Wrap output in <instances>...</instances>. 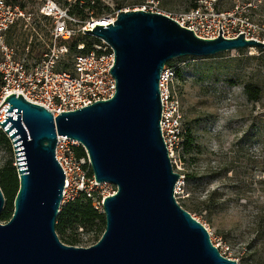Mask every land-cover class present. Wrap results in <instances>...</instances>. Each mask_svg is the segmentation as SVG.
Returning <instances> with one entry per match:
<instances>
[{
  "label": "water",
  "instance_id": "1",
  "mask_svg": "<svg viewBox=\"0 0 264 264\" xmlns=\"http://www.w3.org/2000/svg\"><path fill=\"white\" fill-rule=\"evenodd\" d=\"M84 33L115 53L113 98L57 117L21 94L5 99L6 113L15 111V119L5 115L0 126L15 148L19 190L11 219L0 221V264H240L222 255L207 227L176 199L181 176L161 133L159 82L164 67L178 58L264 49V41L245 33L225 38L221 24L218 38L203 39L165 14L145 10H123L113 23ZM57 135L79 141L96 181L117 187L103 202L105 232L88 248L66 245L56 232L65 188ZM5 202L0 186V214Z\"/></svg>",
  "mask_w": 264,
  "mask_h": 264
},
{
  "label": "rangeland",
  "instance_id": "2",
  "mask_svg": "<svg viewBox=\"0 0 264 264\" xmlns=\"http://www.w3.org/2000/svg\"><path fill=\"white\" fill-rule=\"evenodd\" d=\"M54 1L69 9L64 3L74 0ZM102 1L112 9L117 2H124V11L145 10L174 17L190 10L197 0ZM39 5L38 0H30L27 9L34 14V22L26 26L18 23L7 36L18 56L31 64L39 60L52 30V21L37 14ZM219 7L225 12L250 14L242 0L230 4L223 0ZM100 19L116 16L109 12ZM96 20L99 19H89L84 27L72 22L75 37ZM250 22L257 27L255 36L264 41V28L256 18ZM86 34L83 32L81 37ZM75 55L70 54L64 62L72 63ZM173 64L181 71V77L174 79V87L181 96L184 121L196 139L197 148L187 155L183 145L171 159L174 171L183 178L176 199L185 205L193 194L202 200L211 196L210 210L194 213L193 217L207 227L222 255L244 264L246 240L255 237L249 232L258 220L257 211L264 209V53L259 48H247L244 52L230 51L209 58H178ZM68 71L72 72V67ZM251 84L261 88L258 101L250 100L246 93ZM10 160L16 164L12 143L9 149L0 147V169ZM187 172L196 176L189 186L184 178ZM98 236L94 230L83 228L65 233V238L76 239L74 246L81 248L96 244Z\"/></svg>",
  "mask_w": 264,
  "mask_h": 264
},
{
  "label": "built area",
  "instance_id": "3",
  "mask_svg": "<svg viewBox=\"0 0 264 264\" xmlns=\"http://www.w3.org/2000/svg\"><path fill=\"white\" fill-rule=\"evenodd\" d=\"M38 1L40 5L37 14L52 21V30L39 60L31 64L18 56L17 49L8 43L7 36L20 22L25 26L31 25L34 14L27 8L22 9L6 0H0V79L3 82L0 89V122L8 118L5 115H13L15 119V111L6 113L10 105L4 103L8 96L15 93L46 108L54 117L109 100L116 93V80L110 72L114 66L115 53L105 42L102 46L95 47L96 51H100L99 54L93 51L75 55L71 65L72 72L61 69V64L70 54L68 46L63 42L76 35L71 24L78 21L70 15L69 9L56 1ZM196 4V7L174 17L165 15L193 30L196 36L203 39L218 38L221 24L225 38L234 39L245 33L248 40L262 41L255 36L257 27L244 14L219 10L217 0H197ZM114 21L115 19H109L106 25ZM250 32L253 33L252 36ZM83 49L84 45L78 47V50ZM176 76V68L166 65L159 82L162 105L160 128L171 159L185 141L184 108L181 96L174 87ZM0 131L5 133L1 126ZM55 152L65 174L62 205L85 197L91 199L95 209L103 213L104 199L115 195L117 187L96 181L88 152L79 141L57 135ZM181 181L183 178L179 179L175 194ZM214 246L217 247L215 244Z\"/></svg>",
  "mask_w": 264,
  "mask_h": 264
},
{
  "label": "trees",
  "instance_id": "4",
  "mask_svg": "<svg viewBox=\"0 0 264 264\" xmlns=\"http://www.w3.org/2000/svg\"><path fill=\"white\" fill-rule=\"evenodd\" d=\"M221 1L223 0H218L219 10H221L219 7V2ZM234 1L236 0H225V3L230 4ZM242 1L248 5L247 10L250 12V14L244 13V15L250 20L256 18L258 23L264 28V0ZM28 2H30V0H10L9 4L26 9ZM252 2L260 3L256 5L252 4ZM64 6H69L70 15L74 17L83 27L91 18L100 19L109 12H113L114 15L117 16L119 12L125 9L124 2H117L115 8L112 9L110 6L104 5L102 0H74L72 3L65 2ZM196 6L197 4L195 3L192 8ZM79 33V37L74 36L70 40L63 42L68 46L70 54H89L96 51L95 47L99 46L101 41L88 34L84 35L82 38L81 36L83 32L80 31ZM80 45H84L83 50H78ZM259 51L264 53V49L262 48H259ZM96 52L98 54L100 53V51ZM240 52H244V50H240ZM71 65L72 63L67 64L63 62L61 64V69L69 70L71 69ZM167 65L174 67L173 61L169 62ZM176 75L178 78L181 77V71L176 70ZM2 85L3 82L0 79V89ZM261 92V88L258 85L251 84L246 88V93L249 96V99L253 101H258ZM10 144L11 141L8 136L4 132L0 131V147L9 149ZM195 149H197L196 139L192 135L191 130L187 129L185 124L184 153L190 155ZM184 176L185 182L188 186L196 179L194 174L188 172L185 173ZM0 186L6 199L4 210L0 214V221L8 222L13 215L14 201L19 190V177L17 169L11 160L5 164L3 169H0ZM210 202L211 196L202 200L193 194V197L188 200L187 204H180V206L193 216L194 213L200 214L208 212L211 208L209 205ZM256 218H258V220L249 232L251 234L254 233L255 237L246 240L244 253L242 255L244 264H264V209L257 211ZM76 228L94 230L99 235L96 242L100 240L105 232V216L102 212L95 209L91 199L80 197L76 201L69 202L61 206L60 213L56 221V232L58 236L62 237H59L60 240L66 245H76V239L65 238L67 230Z\"/></svg>",
  "mask_w": 264,
  "mask_h": 264
},
{
  "label": "bare ground",
  "instance_id": "5",
  "mask_svg": "<svg viewBox=\"0 0 264 264\" xmlns=\"http://www.w3.org/2000/svg\"><path fill=\"white\" fill-rule=\"evenodd\" d=\"M109 20V19H108ZM108 20H105V19H99V20H96V21H93L89 27L93 28L96 24H107L108 23ZM177 192V191H176Z\"/></svg>",
  "mask_w": 264,
  "mask_h": 264
}]
</instances>
